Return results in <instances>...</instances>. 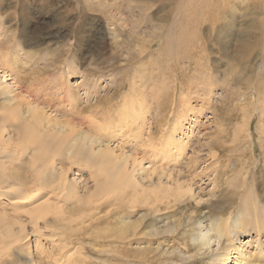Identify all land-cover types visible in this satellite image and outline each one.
I'll return each instance as SVG.
<instances>
[{"label": "rangeland", "instance_id": "1", "mask_svg": "<svg viewBox=\"0 0 264 264\" xmlns=\"http://www.w3.org/2000/svg\"><path fill=\"white\" fill-rule=\"evenodd\" d=\"M249 2L247 0L246 5L238 4L237 12L248 13L246 6ZM85 3H90L89 8H85ZM176 4L174 0H0V56L3 52L10 63L4 66L2 61L0 65V85L7 84L16 92L20 91L28 96L25 91L28 84L19 88L22 86V78L33 80L43 73L42 79H46V85L41 80L32 84L34 87L39 85V89L41 82L44 89L41 91L53 95L59 87L58 80H62L65 91L70 89L78 92V95L80 93L81 105L94 104L98 99L108 97L105 109L114 114L106 119L108 125L120 117L117 111L124 104L123 97L133 93L134 87L146 95L144 101L147 100L149 108L147 124L155 125L158 119H167L164 130L161 127L154 129L156 141L166 138L179 110L183 108L184 112L187 111L186 123L184 122L182 131L176 134L177 139H185L187 143L185 164L176 168L171 165V169L175 168V171L181 170L183 173L188 158H194L197 154L201 163L196 166V171L200 172L208 164L210 166L206 169V176L211 181L196 188L193 199L186 196L185 202H179L164 212L152 214L143 207L131 208L130 197L119 201L117 208L111 212L107 207L100 206L93 218H89L88 211H84L85 224L80 226L85 227L91 222L93 224L85 233L83 245L76 246L79 247V264H218L216 255L221 244L218 246L217 243H212L209 248L203 246L200 240V228H204L203 225L206 226L208 221L209 229L218 218H229L226 230L230 229L232 233L227 231L225 236L227 239L232 238L233 247L241 248L244 243L242 254H251L255 258V264H264V260L259 261L264 256V216L258 219L262 226L258 234L254 230V219L250 222L239 220L240 227L233 230L232 225L239 213L254 214L250 211L251 205L248 209H244L243 205L220 213L217 206H212L213 200L219 196H231L232 188L239 190L243 187L241 196H247V190H251L247 188L252 187L256 196L254 201L258 206L256 213L264 215V54L259 50L252 60L244 62L236 58L246 52L247 44L257 42L252 37L257 32V23L254 24L251 17L238 18L239 22L232 29L223 30L222 44L221 41L212 40L206 43L207 51L202 59L196 55L193 59H184L181 64L186 69L191 62L197 60L202 68L193 69L187 75L169 69V74L157 78L155 74L161 70L159 62L155 61L158 58V47L154 45V49H149L150 43H146L142 48L143 42L152 40L156 33H162V26H169L178 20ZM211 32L209 27L204 30L208 37ZM49 60L55 63H50ZM9 66L12 71L8 70ZM207 74H212V82L205 80L200 85L201 89L192 87V82ZM145 76L153 77L146 81ZM177 78L182 84L184 82L182 90L189 99L186 107L179 105L182 91L172 95L176 93L174 81ZM160 87L162 91H158ZM35 91L37 92V88ZM43 94L39 98L35 96V101L40 106H49L53 116L56 114L63 119L70 117L63 109H56L52 103H42ZM170 98V109L162 111L157 103H168ZM3 101L2 97L0 105ZM85 115L87 113L83 116ZM123 140L126 144H123ZM110 144L117 149V157L111 155V158L105 160L103 167H115L114 161L124 166L126 159L121 156L122 149L118 146H123L124 151L128 150L130 147L127 140L125 137H117ZM174 147L172 148L175 149ZM213 153L216 155L215 159L211 158ZM56 163L59 164V160ZM89 163L82 162L72 167L67 174L70 183L78 186L79 194L87 203L94 201L99 193L96 184L101 174L100 170L90 169ZM59 168L66 169L62 165ZM221 169H224V177L216 181V173ZM246 177L247 184H244ZM217 205L222 207L221 210L225 207L224 203ZM80 213L81 211L74 214L75 217ZM18 219L24 223V219ZM129 225L137 229L128 228ZM135 230L136 233L133 234ZM29 231V227H26L25 232ZM40 241L44 246L42 250L36 235L29 233L21 249L10 250L8 258L5 256L0 262L55 264L53 258L60 251L50 242ZM19 255L29 261H19ZM232 255L238 254L233 252ZM235 259L232 257L227 264H235ZM241 259L244 261V257Z\"/></svg>", "mask_w": 264, "mask_h": 264}, {"label": "bare ground", "instance_id": "2", "mask_svg": "<svg viewBox=\"0 0 264 264\" xmlns=\"http://www.w3.org/2000/svg\"><path fill=\"white\" fill-rule=\"evenodd\" d=\"M174 1L177 3L175 9L178 20L173 21L169 26H162V33L153 34L152 40L143 42L142 48L145 47L146 43H150L149 49H154V45L158 47L157 51L154 50L158 53V58L155 61L159 62L161 68L158 71L160 73L155 74L157 78L169 74L170 72H167L169 69L187 75L193 69L202 68L197 60L191 62L186 69L181 64L184 59H193L196 55L202 59L207 51L206 43L212 40L221 41L222 44L223 30L232 29L239 22L238 18L242 16H245L244 18L251 17L254 24L257 23V32L252 36L257 42L247 44L246 52L236 58L244 62L252 60L259 50L264 54V0H250L246 6L248 13H242L243 15L237 12V7L240 3L241 5L245 4L247 0ZM89 5L84 4L86 9ZM23 12L25 11L23 10ZM206 27L212 29L210 37L204 34ZM1 54L0 65H2V61L4 66L10 65L8 57L3 52ZM49 62L53 61L49 60ZM8 70L12 71L10 66ZM30 72L33 73V71ZM46 72L48 73V71ZM42 74L33 76V80L27 77L22 78V86L19 88L22 89L28 84L29 86H26L25 89L28 96L23 95L20 91L16 92L7 84L0 85V100L2 97L4 98L3 104L0 105V259L5 256L8 258L7 253L12 249L20 250L23 241L31 233L36 235L41 250L44 246L40 240L50 242L52 246L58 248L60 254L53 258L55 264H79V247L76 248V246L78 244L83 245L82 240L85 233L93 224L91 222L85 227L80 226L85 224L86 215L84 211H88L89 218H93L94 213L100 210V206L107 207L108 211L111 212L112 209L114 211L117 208L119 201L130 197L131 208L132 206L143 207L149 213L158 214V212H164L175 207L179 202H185L186 196L193 199L195 189L201 188L203 184L211 181V178L206 176V169L210 168L209 164L200 172L196 171V166L201 163L198 154L194 158L192 156L188 158L187 167L183 173L180 172L181 170L175 171L176 167L185 164L186 158V140L176 138V134L182 131L187 120L186 115L188 114L185 113L186 110L184 112L183 108L176 115V120L170 126L166 138L156 141L154 129L157 130L158 127H161L164 130L167 119H158L155 125L147 124L149 108L147 100L144 101L146 95L144 96L141 90H135L133 87V93L123 97L124 104L117 111V115L120 117L108 125L106 119L114 115L105 109L108 97H100L101 99H98L94 104L81 105L82 102H79L80 93L78 95V92L70 89L65 91L62 80H58L60 81L59 87H57L59 90L56 88L52 95L47 91H41L43 89L41 82L45 84L46 80L42 79ZM146 75L150 74L146 73ZM236 75L238 76V74ZM211 76L212 74H207L206 77L200 76V79L192 82V87L201 89L202 82L205 80L213 81ZM145 77L147 81L153 76ZM39 80H41L39 82L41 88L38 89L39 85L37 87L32 86ZM14 83L16 84V82ZM182 85L184 82L182 84L177 78L174 81L176 93L172 95L177 94L179 90L182 91L179 105L186 107L189 105V99L182 90ZM162 87L157 90L160 91ZM35 88H37V92ZM209 91L211 92V89ZM42 94L44 97L41 99L42 103H52L56 109H63L70 117L63 119L56 114L53 116L49 106H40L35 101V96L39 98ZM158 100L159 96L157 97ZM171 100L172 98L168 100V103L158 102L157 105L162 111H167L171 105ZM67 104H69V108ZM9 110H11L10 113L7 112ZM84 113L87 115L83 116ZM164 120L165 122H163ZM117 137H125L130 147L124 151L123 146H118L122 149L121 156L126 159V163L122 166L114 161L115 167L106 169L103 167L105 160L111 158V155L117 157L115 155L117 149L112 148L110 144ZM130 142L134 144L131 145ZM123 144H126L124 140ZM173 146L175 149L172 148ZM213 154L211 158L216 157ZM56 160H59L60 163L57 164ZM82 162H90L88 166L90 169L101 171L96 184L99 193L96 194L97 197L94 201L88 203L79 194L78 186L70 183L67 177L72 167ZM59 165L65 166L66 169L59 168ZM171 165L175 168L171 169ZM223 170L221 169L220 172L216 173L214 178L216 181L223 179ZM101 176H103V180H101ZM144 177L145 179L142 180ZM247 180L246 177L243 183L247 184ZM242 189L243 187L239 190L230 189L232 191L231 196H219L213 200L212 206H217L220 213L225 209H234L243 205H245L243 206L244 209H248L251 205L252 210L250 211L254 214L239 213L232 229L236 230L237 227H240L239 220L250 222L254 219V230L258 234L262 229L258 219L264 215L256 213L258 206L257 202L254 201L256 196L253 188H247L251 189L247 190V196H241ZM196 194L198 195L197 192ZM218 203L225 204L223 210H221L220 205H217ZM80 211L81 213L75 217ZM20 217L24 219L22 220L23 224L18 219ZM218 219L214 226H209V229L208 221L206 226L203 225L204 228H200L202 245L209 247L212 243H217L218 246L221 244L222 247L216 255L218 264H227L232 257L236 258L235 264H255V258H252L251 254H242L241 248L244 249V243L241 248L233 247L232 238H226L227 231L229 234L232 233L230 229L226 230L229 218ZM224 224L225 228H223ZM248 225L251 224L248 223ZM26 227H29V233L25 232ZM130 227L137 229L132 225H129L128 228ZM56 228L57 232H55ZM59 229H63V231ZM135 233L136 230L133 234ZM75 239L77 240L75 241ZM222 242L225 245L224 243L222 245ZM233 252L238 255L233 256ZM262 254L264 255V251ZM243 257L244 261L241 259ZM23 260L29 261L27 258H19V261ZM263 260L264 256H261L259 261Z\"/></svg>", "mask_w": 264, "mask_h": 264}]
</instances>
